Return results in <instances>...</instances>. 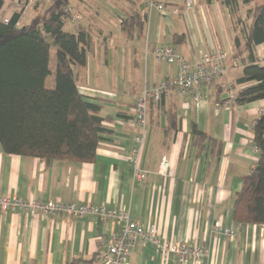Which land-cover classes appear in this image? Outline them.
Instances as JSON below:
<instances>
[{
	"label": "crops",
	"instance_id": "1",
	"mask_svg": "<svg viewBox=\"0 0 264 264\" xmlns=\"http://www.w3.org/2000/svg\"><path fill=\"white\" fill-rule=\"evenodd\" d=\"M16 2L3 0L0 14L10 17L18 10ZM27 2L20 6L19 24L25 13L26 18L31 17ZM158 2L178 9L184 5V0ZM207 2L214 8L207 7V16L201 15L202 25L194 15L191 19L201 34L203 28L212 30L216 46L174 29L169 17L162 16L165 25L162 19L149 20V12L143 32L125 36L119 27L121 18L134 11L146 12L145 0H127V9L108 10L104 18L87 13L86 21H99L100 25L111 21L117 29L97 24L98 30L91 31L94 46L86 65L74 67L79 91L100 104L99 115L107 132L98 142L94 159L88 162L45 161L8 154L0 147V195L123 208L132 220L154 226L165 241L207 248L208 255L200 264H264V225L232 218L233 198L242 177L256 164L252 125L264 109V99L216 106L217 85L222 87L218 98H224L223 84L241 75L242 65L233 57L234 39L243 41L244 31L238 34L228 7L218 0ZM34 11L32 7L31 13ZM174 34H184L174 49L190 62L210 48L228 50V59L204 102L196 105L189 92L179 93L170 86L160 101L148 106L140 154V165L147 175L136 181L128 159L138 132L134 103L144 84L154 87L174 77L177 65L158 62L151 54L154 47L171 44ZM254 53L263 64L264 44L255 46ZM48 77L45 86L52 88L53 73ZM192 124L204 133L202 137L191 133ZM162 156L169 162L165 175L158 172ZM216 225L228 228L234 239L214 231ZM119 228L118 221L96 215L44 217L0 210V264H102L107 242ZM126 264L193 263L172 254L162 255L138 240L130 247Z\"/></svg>",
	"mask_w": 264,
	"mask_h": 264
},
{
	"label": "trees",
	"instance_id": "2",
	"mask_svg": "<svg viewBox=\"0 0 264 264\" xmlns=\"http://www.w3.org/2000/svg\"><path fill=\"white\" fill-rule=\"evenodd\" d=\"M218 1L231 12L239 2H252L246 9L249 22L243 28V41L234 39L233 57L242 65L241 75L233 81L234 102L264 99V65L254 53L255 46L264 44V0ZM69 2L49 0L43 13L35 12L20 24V9L7 22L2 21L0 14V147L5 153L45 161L88 162L94 159L98 142L107 132L99 115L100 104L84 96L77 86L74 67L86 65L94 40L84 25L78 24L73 31L64 29L73 16ZM2 3L0 0V8ZM163 5L166 7L167 3ZM147 13L134 11L121 18L119 27L125 36L143 32ZM182 38L184 34H174L169 46L174 49ZM51 48L54 78L53 87L48 88L45 79L51 73ZM216 88L215 99L220 102L222 87L218 84ZM174 125L170 123L171 127ZM191 133L196 137L204 135L195 124L191 125ZM252 134L257 160L254 168L242 177L241 187L234 195L232 218L264 225V109L252 125Z\"/></svg>",
	"mask_w": 264,
	"mask_h": 264
},
{
	"label": "built area",
	"instance_id": "3",
	"mask_svg": "<svg viewBox=\"0 0 264 264\" xmlns=\"http://www.w3.org/2000/svg\"><path fill=\"white\" fill-rule=\"evenodd\" d=\"M193 4V0H184V9L186 11L191 10ZM152 9H156L160 13H179V9L176 7L166 9L157 0H147L146 11L150 12ZM1 19L7 22L9 16L1 15ZM77 19V15L72 16V21ZM151 53L154 59L159 62L176 64L177 71L171 80H164L154 87L144 86L135 100L133 113L138 132L133 138L136 144L131 148L128 159L136 181H143L147 175V170L140 165V154L146 136L149 103L158 101L170 86L176 87L179 93L189 92L196 105L204 102L211 95L215 80L223 74L227 59V52L217 48H210L202 52L194 62L186 60L169 45L156 46ZM223 88L224 98L220 102H216V106H227L234 102L236 92L234 84L228 81ZM168 166V159L162 156L158 165V172L165 175ZM0 210L27 212L44 217L55 214L65 216L96 215L102 220L113 219L118 221L120 228L107 242L106 249L101 256L102 264H126L130 247L138 240L149 243L162 255L172 254L180 260L190 259L193 264H200L208 255L207 248L163 240L154 226L145 227L132 220L129 211L123 208H106L104 204L94 205L89 202L75 203L0 195ZM214 231L221 233L229 240L234 239L228 228L216 225Z\"/></svg>",
	"mask_w": 264,
	"mask_h": 264
},
{
	"label": "rangeland",
	"instance_id": "4",
	"mask_svg": "<svg viewBox=\"0 0 264 264\" xmlns=\"http://www.w3.org/2000/svg\"><path fill=\"white\" fill-rule=\"evenodd\" d=\"M83 1L84 2H81V0H70L69 8L71 9V13H73V15H77L78 19H80V17H81V19L80 20L77 19L78 21L77 20L76 21H72V20L68 21L66 23V25L64 26V29L69 30V31H73L77 27L78 24H81V25H84L85 27H87L90 31L96 32L98 30L97 24L100 25V22L98 21V23H97L96 21L92 22L90 20L86 21L84 16L87 18L88 17L87 13H90V14L92 13L91 15L94 18L101 17V16H102V18H104L105 13L108 10L112 11V10L121 9V8H123L124 10L127 9L126 8L127 0H83ZM16 3H17V5L15 7L18 8V10H19L20 6L22 7L25 5V0H19V1L17 0ZM193 3L194 4H193V7L191 10L186 11L184 9L183 12L180 14H174L172 12H166L164 14V13L158 12L156 9H152L149 12V14L148 13L147 14H148L149 20L151 19L152 21L155 22V21H158L159 19H162L164 25L166 24V21H165L164 17H162V16L169 17L174 22V26H173L174 29H177L178 31H181V30L187 31L194 38H195V36L199 37L200 43L206 44L208 42L209 43L211 42L210 44L212 46L213 45L216 46L217 45L215 43L216 36L213 34L212 30L210 28H208V31H207L206 29L203 28V32L201 34L200 33L201 28L199 27L202 25V22H201V19H203L202 16H205V17L207 16L205 10H207V7H209V6H210V8H214V4L209 5L207 0H193ZM212 3H214V2H212ZM27 4H28L27 8L29 9L28 14H30L32 16L35 12H38V11L43 13L44 10L47 8V6L50 3H49V0H28ZM183 4H184V2H183ZM10 5H12V4H10ZM170 5H169V3H167L166 9L170 8ZM249 6L250 5H248V4L243 6V4L239 2V5L237 6V8L232 10V14H231L232 15V24H233L234 28L238 29V34H241L242 29L245 28V23L247 24L248 18L246 16V9ZM32 7H34V8L37 7V10L31 13ZM96 13H98V15H100V16H96ZM193 15L195 17H197L196 22L200 23L199 26L197 24L195 26V24L193 23V21L191 19L192 18L191 16H193ZM26 16H27V13H25L24 20L22 22L27 21L28 18H26ZM198 19H199V21H198ZM207 22L209 24V21H207ZM102 25L104 27H109L111 29L115 28V31L117 30L116 25H114V23H112L111 21L110 22H106V21L102 22L100 26H102ZM197 29H198V31H197ZM199 38H197V39H199ZM216 42H217V40H216ZM211 45H209V46H211ZM217 49H221V48H217ZM224 50L227 52V59H228V50H226V49H224ZM227 59H226V61H227ZM226 61H225V63H226ZM263 65H264V62H263ZM48 66H49L50 72L52 74L53 70H54V49L53 48L50 49V59H49V65ZM224 70H225V68H224ZM216 80H215V82H216ZM230 82H232L234 84L233 81H230ZM224 84H223V86H224ZM46 85L47 86L49 85V77L47 78ZM144 86H147V85L144 84L143 87ZM234 87H235V91H236V86L234 85ZM142 88H141V90H142ZM141 90H140V92H141ZM223 90H224V88H223Z\"/></svg>",
	"mask_w": 264,
	"mask_h": 264
}]
</instances>
